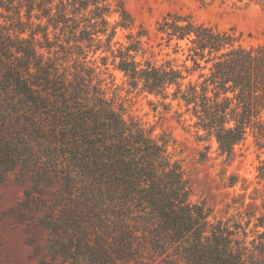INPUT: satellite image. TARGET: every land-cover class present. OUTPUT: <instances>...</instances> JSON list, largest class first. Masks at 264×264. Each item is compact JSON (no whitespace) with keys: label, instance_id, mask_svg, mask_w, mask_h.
Returning <instances> with one entry per match:
<instances>
[{"label":"trees","instance_id":"1","mask_svg":"<svg viewBox=\"0 0 264 264\" xmlns=\"http://www.w3.org/2000/svg\"><path fill=\"white\" fill-rule=\"evenodd\" d=\"M116 5L0 0V181H31L18 209L43 240L40 263L264 264V214L216 218L191 203L169 140L107 96L118 70L126 92L153 96L208 142L200 161L212 141L226 160L249 136L263 152L264 42L246 47L232 29L167 13L156 26L158 62L145 56L143 30L114 40L132 25ZM256 170L264 186L263 160Z\"/></svg>","mask_w":264,"mask_h":264},{"label":"rangeland","instance_id":"2","mask_svg":"<svg viewBox=\"0 0 264 264\" xmlns=\"http://www.w3.org/2000/svg\"><path fill=\"white\" fill-rule=\"evenodd\" d=\"M108 1L113 7L121 1L132 17L130 28L118 30L114 40L124 41V34H136L143 30L147 34L141 38L145 56L158 62H162L166 56L164 51L159 53L156 26L167 13L187 14L196 22L219 30L232 29L239 36V42L246 47L264 42V9L247 0ZM117 18L118 15L114 13L109 20L113 22ZM139 58L138 56L137 59ZM110 72L115 84H107V96L116 97V105L123 108L126 118H134L143 127H152L154 135H161L169 140V150L174 153L175 158L181 159L190 180L191 203H204L212 209V215L216 218L225 219L245 210H250L256 216L264 214V186L255 177L256 166L260 160L264 161V151L260 152L256 148L251 136L235 146V155L230 160L217 153L216 143L212 141L206 160L200 161L198 150L203 151L208 142H196L193 132L185 131L172 117L173 110L164 113L162 107L157 105L156 98L151 95L126 92L121 83L122 73L118 70ZM109 80L107 77V81ZM151 100L157 106L152 105ZM231 180L236 181L233 186L229 185ZM30 185V180L20 181L14 173L0 181V264H41L44 250L37 249L43 240L39 238L31 222L20 215L18 209L24 189ZM227 203L232 204L228 209ZM241 222L244 223V220ZM250 227L252 223L247 230ZM44 264L60 263L47 258Z\"/></svg>","mask_w":264,"mask_h":264}]
</instances>
